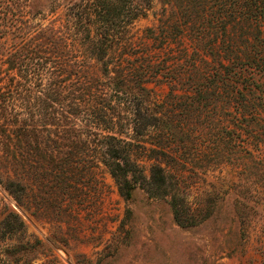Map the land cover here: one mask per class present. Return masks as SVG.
Listing matches in <instances>:
<instances>
[{
	"label": "rangeland",
	"instance_id": "rangeland-1",
	"mask_svg": "<svg viewBox=\"0 0 264 264\" xmlns=\"http://www.w3.org/2000/svg\"><path fill=\"white\" fill-rule=\"evenodd\" d=\"M233 4L0 0V264H264V118L240 116L239 103L226 98L230 90L220 85L214 90L208 72L219 42L225 65L227 57H243L239 63L246 74L240 84L246 88L252 74L264 70L257 63L264 58V34L254 16L243 37L225 43L219 27L232 24L228 7ZM78 18L97 26L107 20L119 32L116 37L136 51L110 53L101 62L81 58L87 90L108 105L106 115L99 114L112 125L106 129L98 123L92 133L83 131L80 141H73L77 147L61 149L71 153L63 155L52 148L51 134L34 132L38 125L52 129L49 101L43 104L35 89L26 93L15 87L3 102L7 56L19 46V36L29 40L47 29L64 35ZM159 27L167 31L163 44L151 41ZM189 57L198 60L197 81L191 86L185 72L181 81L167 84L178 73L176 62L185 65ZM148 62L173 64L167 71L154 67L143 90L136 84L140 70H126ZM116 72L122 76L119 89L111 85ZM94 75L100 80L96 87ZM253 88L255 96L238 102L264 104V85ZM89 101L84 94L75 101L82 107L75 117L81 126L88 124ZM10 112L17 122L4 120ZM152 117L162 122L159 132L134 134V122ZM249 122L253 126L247 127ZM24 127L26 132L20 130ZM105 130L128 142L120 147L129 163L118 160L129 170L127 186L102 163L107 160L102 146L109 142L102 137Z\"/></svg>",
	"mask_w": 264,
	"mask_h": 264
},
{
	"label": "trees",
	"instance_id": "trees-1",
	"mask_svg": "<svg viewBox=\"0 0 264 264\" xmlns=\"http://www.w3.org/2000/svg\"><path fill=\"white\" fill-rule=\"evenodd\" d=\"M258 3H260V5ZM102 5L104 8L109 9V6L105 3V1ZM243 6L244 9H242ZM228 8H231L228 15L232 17V24H224L222 26L220 25V27L217 26L224 33V40L226 44L233 45L237 38L239 39V36L245 33L248 28L247 26L251 25L253 21L251 20L253 16L256 18L254 21H256L259 25L260 33L262 35L264 34V0H235V4H233L232 7L229 6ZM236 16L242 18L240 20L241 22H235L238 19ZM248 16H250L249 19ZM244 19L246 20V23L243 21ZM260 20H263V22ZM105 21H102V25L97 26L82 21V18H78L71 21L70 27L64 35L59 31L57 32L47 29L40 30L38 32L39 34L29 40L19 36V46H16L15 51L7 56V98H4L3 102L5 103L13 96L12 89L14 90L15 87L21 88L26 93H31L30 90L35 89V94L38 95V98L43 104L49 101L52 105L46 104L45 108L52 109V129L49 130L44 126L38 125V128H34V132L36 131L39 135L48 132L49 137L51 134L54 138L52 140V148L55 149V151H60L65 148H76L77 146H75L73 141L76 140L79 142V139L83 135V131L92 133V131L96 129L95 125L98 123H100L101 127H106V129H109L107 126H109L110 123L112 125L111 120L104 118L106 110H108V105L106 106L104 103L102 105L97 103L93 98L94 96H92L93 93H90V91L87 90L88 85H86L85 82V80H87L85 72L86 65L81 58L94 59L96 62H101L104 57L109 56L110 53L117 52L119 56L122 55V53L124 55L125 52L129 53L136 51V46H132V43L130 42L127 43L126 41H120V38L116 37V34L119 32L108 26ZM159 30V34L156 32L152 34L151 32V41H159L160 44H163L164 42H167V38L165 37L167 31L166 28L162 27H159ZM193 30L194 28L192 27L191 32ZM217 33L218 31L215 30V43ZM217 46H219V50L222 49L221 42H219ZM219 50L217 51L216 56H213L215 59L213 60V63L215 64L210 65V69H208L209 74L214 77L212 82L214 90H219V85L227 87L230 90V93H227L226 98L231 99V101H237L236 104L239 103L238 107H241L239 115L246 117L247 121H261L264 118V104H252L249 102V104L244 105L238 101L241 99L240 97L243 98L250 95L255 96V94H253V85H264V70L262 72L257 70V73H253V77H251L253 79L250 82L251 86L248 85L247 87L249 88H246L244 86L245 84H240L241 79L245 78L244 75L246 74L244 65L239 63L243 57L240 55L227 57V65H225L223 59H221L223 57L221 56ZM184 62L185 65L183 64V61L180 63L176 62L175 66L179 65L180 70L178 69V73L171 79V81L167 82V84H171L175 81H181V76L185 72L187 75V81L190 79V82L188 83L191 86V83L197 81L195 77L197 75V70L199 69L198 60L195 59L194 61L189 57L187 60H184ZM169 63L170 62H164V64H161V62H148L147 64L142 65L141 69H136L131 66L132 69H128L126 71L131 73L135 70H140L139 72L142 76L139 77V81L136 84H139L142 86L143 90H145V87L149 84L148 79L145 77L148 78V74H154V67H159V71H167L173 64L172 62L171 64ZM257 63H260L264 67V58L259 60ZM236 64L238 65L236 66ZM102 67L107 73V64L103 63ZM217 67L222 68L223 71L217 69ZM228 67L230 68L226 69ZM15 68L16 70H14ZM214 68L215 70H213ZM98 70L99 69L96 71ZM116 74L117 77H113L111 79V85L113 88L116 87V89H119L123 83L122 76L119 77L118 72H116ZM176 76H178V78H176ZM99 83L100 80L98 76H92L91 85L96 87ZM119 91L120 90H118V92ZM242 91H245V94H242ZM83 94L87 97V99L90 97V101L85 104L86 110H88V114L85 113L88 117V124L81 126L80 121L75 117L81 114L82 107H80V104V106H77L75 101L78 102V100L83 97ZM260 96L261 99L264 98L263 91H261ZM91 101L93 103L90 104ZM4 111L7 112V109L4 108ZM99 113H102L104 116ZM8 116L9 117L4 118L6 122L13 123L18 121L16 114L10 112L8 113ZM153 118L155 117H152V120H147L142 124H138L137 121L134 122L131 128L134 134L138 136L145 135L144 133L150 129L153 131V134L156 131L159 132V127H161L162 122L159 119L157 120ZM253 123L249 122L247 127L253 126ZM159 124L160 126H158ZM20 130L24 132L27 131L25 127ZM110 131L112 130H105V135L102 136L109 141L105 146H102L105 151L104 154L107 156V160L102 163L108 168L117 183L122 182L125 186H127L129 182L126 180V174L129 170L124 169V167L129 163V160L127 156H121L123 154H121L122 147L120 146H122V144L126 145L128 142L120 137H117L119 135H115L114 133L116 132ZM81 146H83V144ZM160 150L163 149L161 148ZM61 153L63 155L71 154L66 153L65 151ZM120 159L125 162V166L123 168L121 167L120 162H118ZM159 171H161V169ZM125 196L129 197L130 193L126 192Z\"/></svg>",
	"mask_w": 264,
	"mask_h": 264
}]
</instances>
